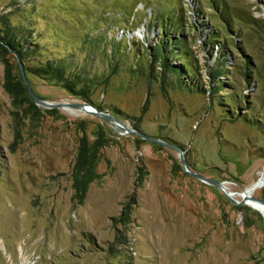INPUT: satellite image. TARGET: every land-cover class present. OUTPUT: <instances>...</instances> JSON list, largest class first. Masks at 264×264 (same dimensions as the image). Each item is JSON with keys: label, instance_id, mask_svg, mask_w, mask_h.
I'll list each match as a JSON object with an SVG mask.
<instances>
[{"label": "rangeland", "instance_id": "rangeland-1", "mask_svg": "<svg viewBox=\"0 0 264 264\" xmlns=\"http://www.w3.org/2000/svg\"><path fill=\"white\" fill-rule=\"evenodd\" d=\"M128 1L135 16L123 13ZM160 1L168 0H0V264H264V213L242 194L263 179L252 196L264 199V129L228 118L209 93L175 85L166 96L159 81L133 73L137 45L158 34ZM219 1L233 12L236 32L225 31L212 0L179 3L201 74L207 80L214 62L202 32L215 28L241 46H228L232 85L219 94L236 93L241 114L264 117V0ZM5 21L32 32L46 49L41 60L80 64L95 83L93 102L180 145L189 168L221 180L230 197L186 172L170 147L78 108L32 102L18 86L19 59L2 46ZM86 33L97 38L88 42ZM115 38L128 45L120 56L110 45ZM27 79L47 101L88 102L58 82ZM82 137L102 142L84 191L85 174L75 172Z\"/></svg>", "mask_w": 264, "mask_h": 264}, {"label": "trees", "instance_id": "trees-1", "mask_svg": "<svg viewBox=\"0 0 264 264\" xmlns=\"http://www.w3.org/2000/svg\"><path fill=\"white\" fill-rule=\"evenodd\" d=\"M180 1L182 0H168L164 3L160 1L157 9L154 8V27L157 29L158 34L150 45L141 43V48H138L136 41H133L134 46L137 45L136 67L133 69V73L137 72L141 76H149L151 79L159 81L166 96L168 95V88L174 87L175 85H179L189 91H196L203 94L209 93L211 97H214L212 105L215 104L217 99L219 105L225 109L228 118L242 117L245 121L256 124L263 130L264 126L262 122H264V117L257 116L253 119V117L246 115V113L243 115L239 112L241 107L238 106L242 103L243 97H239L236 93L227 95L222 93L221 95L219 94L220 91L227 90L228 87L232 85L225 79L228 73L226 68L228 61L227 57L229 56L228 46L235 44V46L241 48L239 42L235 43L227 40L226 34L220 35L215 28H210L202 32L204 44L208 46L207 54L214 59L206 80L201 74L200 70L202 68L199 65L196 52L192 48L191 36L188 34V31H186L188 30V28H186L188 19L184 16L182 5L179 6ZM132 3L133 1H128L122 4L124 14L135 16L134 10L136 9V4ZM212 5L218 11L217 16L223 23L225 31L227 33L236 32L234 28L235 16L233 12H231V9L227 8V6L224 7V3L219 0H212ZM176 6H179L177 8L179 10L175 8ZM196 11L203 17V12L200 10ZM208 20L212 23L211 17L208 18ZM129 22L130 20H123V24L129 25ZM206 22L202 24L207 25ZM3 25L5 26L3 29L5 34L4 37H1L3 41L2 46L8 54L14 51L17 58L22 62L27 78L33 75L43 77L45 80H50L53 83L58 82L68 92L87 100L100 110H103L98 104L91 100L89 96L91 86L95 85V83L90 82L89 84V82H87L83 75L85 71L81 68L82 66L80 64L75 63L74 65H69L63 57L48 58L46 61L41 60L39 57L45 55L46 49L38 42L39 40L34 41L35 36L29 29L12 26L9 21H5ZM195 27L198 30L199 26L197 24ZM86 37L84 39L91 42L97 38V35L89 36V33H86ZM110 45L114 50V56H120L128 50L127 43L124 44L122 39L115 38L113 42H110ZM34 59L39 60L40 64H33L32 60ZM28 61L31 65L27 64ZM116 73H118L117 70ZM10 74L11 71L7 70L6 84L8 81L11 82ZM247 77L250 78L249 73H247ZM20 78L18 86H21L24 91L28 92L32 99L23 82L22 75H20ZM9 84L10 83L6 86L8 87ZM32 102H34L33 99ZM134 128L137 129L138 126ZM101 146L102 142L99 139L94 145H90L85 137L80 139L75 172L80 171L79 173L82 174L83 172V174H85L86 178L81 179L79 183V188L82 191L85 190L87 182L94 178L92 167L97 158L96 152ZM81 174L77 176L79 177ZM78 177L77 179L79 180L81 177ZM130 200L131 201L127 203L128 207H131V204L135 202L132 197ZM125 210L126 208L122 209L123 212Z\"/></svg>", "mask_w": 264, "mask_h": 264}, {"label": "water", "instance_id": "water-1", "mask_svg": "<svg viewBox=\"0 0 264 264\" xmlns=\"http://www.w3.org/2000/svg\"><path fill=\"white\" fill-rule=\"evenodd\" d=\"M19 67H20V71H21V75H22V79L24 84L26 85L32 99L34 100V102H36L37 104H40L42 106H46V107H58V108H78L82 111H84L85 113L91 114V115H95L100 117L101 119L109 122L111 125H113L114 127H116L119 131H124V132H128V133H133V134H137L140 135L141 137H143L144 139H147L149 141L155 142V143H159L162 144L164 146L170 147L176 151H178L179 153V157L181 160V163L184 167V170L186 172H189L190 174L194 175L195 177H197L198 179L202 180L203 182L206 183H212L214 185H216L217 187H219L227 196L230 197V194L225 190L224 185L222 183L221 180H215L213 178H210L208 176L202 175L198 172H195L193 170H191L188 166V163L186 161V158L184 156V150L183 148L178 145L177 143L165 140V139H161V138H157V137H151L147 134H145L144 132H142L139 129H135V128H131L125 121L118 119L117 117H115L113 114H111L109 111H102L100 110L97 106L90 104L86 101H78V102H68V101H63V102H53V101H47L45 99H42L41 97H39L35 91L32 89V87L30 86L28 79L25 75V71L22 67V63L19 59ZM254 200H257L259 202H261L262 204H264V199L263 198H257L254 197ZM246 200H244L243 202H245Z\"/></svg>", "mask_w": 264, "mask_h": 264}, {"label": "bare ground", "instance_id": "bare-ground-1", "mask_svg": "<svg viewBox=\"0 0 264 264\" xmlns=\"http://www.w3.org/2000/svg\"><path fill=\"white\" fill-rule=\"evenodd\" d=\"M262 183H263V179H260L259 182L255 183L252 187L244 189L242 194L243 196H246L245 199L249 201L252 206H254L255 208H257L258 210L264 213V204H262L257 200H254L253 199L254 197L252 196L253 190L260 187Z\"/></svg>", "mask_w": 264, "mask_h": 264}]
</instances>
